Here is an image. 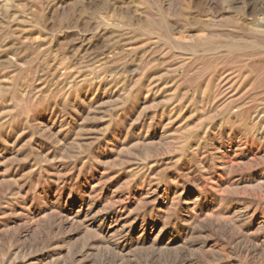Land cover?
I'll list each match as a JSON object with an SVG mask.
<instances>
[{"label": "rangeland", "instance_id": "rangeland-1", "mask_svg": "<svg viewBox=\"0 0 264 264\" xmlns=\"http://www.w3.org/2000/svg\"><path fill=\"white\" fill-rule=\"evenodd\" d=\"M0 264H264V0H0Z\"/></svg>", "mask_w": 264, "mask_h": 264}, {"label": "bare ground", "instance_id": "bare-ground-1", "mask_svg": "<svg viewBox=\"0 0 264 264\" xmlns=\"http://www.w3.org/2000/svg\"><path fill=\"white\" fill-rule=\"evenodd\" d=\"M232 48V47H231Z\"/></svg>", "mask_w": 264, "mask_h": 264}]
</instances>
